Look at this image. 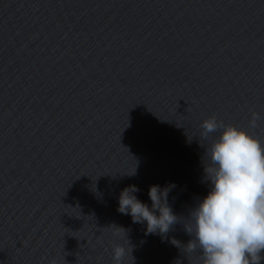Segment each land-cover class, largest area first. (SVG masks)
I'll list each match as a JSON object with an SVG mask.
<instances>
[{"label":"water","instance_id":"water-1","mask_svg":"<svg viewBox=\"0 0 264 264\" xmlns=\"http://www.w3.org/2000/svg\"><path fill=\"white\" fill-rule=\"evenodd\" d=\"M212 115L264 142V0H0V264H202ZM129 185H174L181 220L146 235Z\"/></svg>","mask_w":264,"mask_h":264},{"label":"clouds","instance_id":"clouds-1","mask_svg":"<svg viewBox=\"0 0 264 264\" xmlns=\"http://www.w3.org/2000/svg\"><path fill=\"white\" fill-rule=\"evenodd\" d=\"M260 119L259 113L251 112L249 127L257 128ZM199 127L204 140L217 130L222 131L204 151L209 161L207 165L202 163L204 181L210 190L184 219V230L192 237L184 244V252L199 251L202 264H261L264 260V142L244 128L218 121L215 115L204 119ZM134 174L135 171L131 175ZM172 187L151 185L149 206L135 195L140 189L129 185L119 194L117 210L130 215L133 223H146V235L164 236L181 220L168 203ZM116 227L126 233L124 228ZM131 251V247L114 246V264H123Z\"/></svg>","mask_w":264,"mask_h":264}]
</instances>
